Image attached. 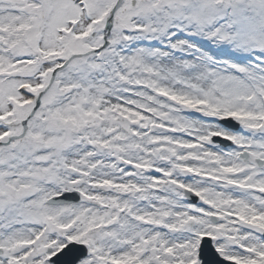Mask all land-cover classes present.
Here are the masks:
<instances>
[{"label": "snow or ice", "instance_id": "obj_1", "mask_svg": "<svg viewBox=\"0 0 264 264\" xmlns=\"http://www.w3.org/2000/svg\"><path fill=\"white\" fill-rule=\"evenodd\" d=\"M0 264H264V0H0Z\"/></svg>", "mask_w": 264, "mask_h": 264}]
</instances>
